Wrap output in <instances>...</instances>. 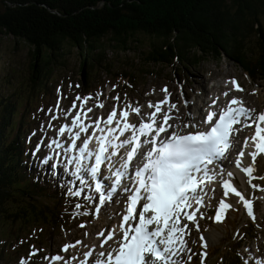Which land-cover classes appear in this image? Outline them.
<instances>
[{
	"label": "snow or ice",
	"instance_id": "1",
	"mask_svg": "<svg viewBox=\"0 0 264 264\" xmlns=\"http://www.w3.org/2000/svg\"><path fill=\"white\" fill-rule=\"evenodd\" d=\"M230 83L234 90L243 91L235 80ZM162 91L165 93L164 100L156 104L149 102L148 108L154 111L147 113H143L140 106L125 104L119 116L117 108L113 107L106 118L93 119L88 116L92 108L84 111L92 97L77 96L76 101L83 102L74 116L71 112L60 110V115L50 117L51 121L61 117L70 119V123L58 128L51 122L48 124L49 128L56 129V136L65 137L67 134L68 139L62 142L50 137V142L45 145L53 152L59 149L70 157L60 165L65 168L66 175L75 177V181L69 183L76 184V189L69 187L67 195L81 197L83 193L85 201L96 199L100 205L111 201L114 195L123 194L125 197L122 222L107 235L97 233L103 237L97 246L102 250L95 253L93 250L84 251L79 264H190L192 255L189 253L192 250L185 238L190 235L189 222L195 225L197 231L200 230L197 216L199 214L200 219L204 218L202 209L208 196L206 188L214 182L222 184L224 197L234 194L247 215L255 219L253 202L246 199L232 182L234 173L222 171L216 162L228 159L227 153L236 133L254 125V134L244 140V148L251 149L247 155L251 157L252 164L242 166L240 158L246 153L240 150L235 167L247 175L251 187H259L252 184V180L264 179L253 176L255 161L264 154V113H255L245 107L241 99L233 97L219 107H215L216 101H213L207 110H190L187 119L170 123L177 119L171 113L179 109L176 104L169 103L168 89L165 87ZM230 91L223 95L228 97ZM113 99L120 102L119 95ZM96 107L103 108L104 104L98 103ZM76 108L74 101L72 109ZM132 113L139 117L138 121L129 122ZM85 120L90 123H85ZM93 142L95 146L90 147ZM42 143L37 144L33 156L40 151ZM74 151L78 154L72 155ZM53 159V156H45L40 158V163L48 165ZM68 165H72L74 171L69 172ZM51 167L55 176L58 165L53 163ZM105 180L111 182L106 185L100 182ZM80 184L85 187L80 188ZM88 188L93 189L92 196L87 195ZM74 207L82 209L83 205L76 203ZM232 207L231 203L221 199L215 209L214 221L220 222ZM76 214L88 215L86 212ZM80 226L84 227L83 224ZM200 240L201 246L206 249L208 245L203 235ZM81 243L76 241L75 244L64 245L62 251L67 253ZM35 255L36 252L30 253V256ZM206 255V252L201 253L202 257ZM43 259L72 264L77 257L65 259L56 254ZM20 264H28V261L22 258ZM257 264L262 262L257 261Z\"/></svg>",
	"mask_w": 264,
	"mask_h": 264
},
{
	"label": "trees",
	"instance_id": "2",
	"mask_svg": "<svg viewBox=\"0 0 264 264\" xmlns=\"http://www.w3.org/2000/svg\"><path fill=\"white\" fill-rule=\"evenodd\" d=\"M0 3V37H13L31 48L27 72L32 90L45 85L46 75L57 64H66V55L74 49L81 54L85 86L96 70L105 69L132 85L155 67L160 72L175 60L186 69L211 58H226L252 80L264 81V0ZM143 39L149 41L147 46H141ZM121 54L125 56L120 58ZM116 65L122 69L114 74ZM16 97L0 96V230L9 223L20 224V229L36 223L54 235L51 230L66 220L60 210L64 196L26 164L22 124L16 120L21 97Z\"/></svg>",
	"mask_w": 264,
	"mask_h": 264
},
{
	"label": "rangeland",
	"instance_id": "3",
	"mask_svg": "<svg viewBox=\"0 0 264 264\" xmlns=\"http://www.w3.org/2000/svg\"><path fill=\"white\" fill-rule=\"evenodd\" d=\"M0 7H2L1 3ZM147 43L149 41L143 39V45L141 46H147ZM30 50L31 48L27 44L13 37H0V96L16 94L18 95L15 98L16 100H20L21 97L16 120L22 124L21 135L23 139L26 136L31 138L27 137V142L25 141L30 153L33 148L35 151V146L37 147L39 142L43 141L40 151L35 155L38 159L51 156L47 152L50 149L41 150L44 144L50 142L49 138L55 137L56 134V129L49 128L48 124L50 122L53 125L56 123L60 124L59 120L51 121V115H60V110L67 103L66 100L75 99L73 92L75 94H85V89H88L87 86L89 87L88 96L98 97L102 95L103 99L107 101L108 93H110L111 99L119 95L115 91L117 90L115 85H117L121 88V93L123 94L121 98L127 103H134L136 100L145 101L149 97L157 100L159 95H161V90L166 87L176 99L175 102L182 108L184 114H187L186 107L189 102H193L196 109L202 100L199 109H204L206 102H210L213 98H208L211 90L228 85L232 78H237L245 86L246 93L244 96H246L249 103L260 111L264 109V81L261 79L251 80L248 78L249 76L245 75L246 72H244L243 68L226 58L221 60L211 58L200 65L192 68L186 67V69H184L185 66L183 67L182 63L175 60L170 67L163 68L160 72L155 67L152 70L153 73L149 71L148 75L139 77L137 81L134 80L132 86L117 84L120 83L116 82L120 76H116L115 81H113L111 75L105 69L96 70L90 75L97 76L98 79L96 77H88L86 80L87 86H85L83 70L80 68L81 54H79L77 49H74L66 55V64H57L46 75L45 85H42L40 89L32 90L29 86V75L27 72L28 65L31 62ZM127 55L133 58V54ZM124 56L125 54H121L119 57L122 58ZM109 57L112 58L110 52H108ZM114 67V74H117L122 69V65ZM174 74L177 75L178 79ZM109 79L113 81L112 85L114 87L111 86ZM110 98L108 101H110ZM15 99L13 100L16 101ZM58 103L59 108H57ZM49 109H52L53 112L49 113ZM242 147H244V139L240 140V148ZM245 150L250 151L251 149L244 148L243 151ZM236 152L238 151L234 152V156ZM29 160V166L40 173L42 178L52 183H60L59 187L67 191L69 187L76 189L74 184L69 183L73 180L67 178L63 166L62 172L60 171L59 174V171H56L54 176L52 167L47 169V166L35 160L31 154ZM250 160L251 157L249 156L244 161L249 163ZM60 161V163L63 162V160ZM53 163L58 164L57 159H53L51 165ZM255 165L256 176L264 177V154L256 159ZM232 166L233 163L229 169ZM58 167H60L59 164ZM238 176L237 179L232 178V180L238 183L237 188L245 195L246 199H250L253 202L255 219L247 216L242 204L237 203L238 198L232 194L233 207L225 213L228 217H223L220 222H215L214 217L213 219L209 217H212L211 213H215L219 203L217 199L220 195L216 196V199H212L208 206L206 205L204 213L207 217L205 216V220L202 223L204 230L201 232L208 241V248L205 249L207 255L203 260V264H245L246 261L247 264H257L258 256L259 259L264 256V191L261 190L264 189V179L252 180V184L259 185L258 188L249 186V188H244L243 180L240 175ZM210 190H214V186ZM76 203H81L83 208L76 209L74 207ZM94 209L99 211H94ZM60 210L62 211V216L70 219V223L59 224L56 229L51 230L54 235L44 232L42 227L36 223L28 224L29 226L27 225L23 229H20V224L11 226L9 223L2 226L0 230V250L2 249L0 264H20L22 258H25L28 264H48L49 260L43 258L49 257L52 252H56L61 244L67 243L74 238H77L76 241L81 239L88 247L89 244L97 246L99 240L96 234L102 227L99 223L105 220V223H110L111 225L115 223V218L110 217L112 212L117 210V207L115 206L113 211L111 208L99 209V205L96 206L92 202H86L79 197L68 196V198L62 200ZM81 212H86L88 215L76 214ZM82 224L84 227L80 226ZM86 233L87 235H85ZM243 236L242 242H239ZM194 240L198 251L192 255L193 259L190 264L199 262L197 261L198 252L200 251L197 233ZM84 249L86 248L84 247L80 250L83 251ZM32 252H36V255L30 256ZM189 254L191 255V253ZM217 254L218 256H214ZM215 257L217 258L215 259ZM200 260L202 261L201 258Z\"/></svg>",
	"mask_w": 264,
	"mask_h": 264
},
{
	"label": "bare ground",
	"instance_id": "4",
	"mask_svg": "<svg viewBox=\"0 0 264 264\" xmlns=\"http://www.w3.org/2000/svg\"><path fill=\"white\" fill-rule=\"evenodd\" d=\"M195 105H194V103L193 102H189V104L187 105V107H186V109L187 110H189L190 108H192V107H194ZM23 108V107H22ZM193 109H195V107L193 108ZM196 110H198L197 108H196ZM184 115H186V114H184ZM183 115V116H184ZM29 131V130H28ZM62 141V140H61ZM63 142V141H62ZM249 151L248 150H245V156L241 159V161H242V165H244L245 164V166H248V165H250V164H252V161L250 160V162L248 163V162H246V161H244L245 160V158H248L249 156L247 155V153H248ZM244 161V162H243ZM61 162V161H60ZM256 167V165L254 164V168ZM232 171L234 172V177L233 178H236L235 176L238 174V175H240L241 176V178H242V180H243V186H244V188H249L248 187V184L246 183V178L244 177V176H242L240 173H239V171H238V169L236 168V167H234L233 169H232ZM231 171V172H232ZM232 182L234 183V181L232 180ZM236 182V181H235ZM215 183L216 182H214L213 184H211V185H209L208 187H207V192L209 193V192H211V187H213L214 185H215ZM216 192H217V190H215ZM115 208V207H114ZM116 211V210H115ZM199 215V214H198ZM118 222H119V220H118ZM96 249L97 250H100V249H98L97 247H96Z\"/></svg>",
	"mask_w": 264,
	"mask_h": 264
}]
</instances>
